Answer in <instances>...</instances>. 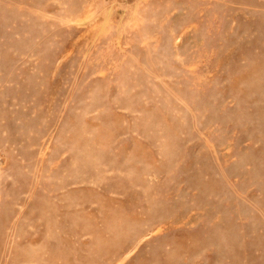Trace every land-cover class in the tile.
Wrapping results in <instances>:
<instances>
[{"label":"rangeland","instance_id":"1","mask_svg":"<svg viewBox=\"0 0 264 264\" xmlns=\"http://www.w3.org/2000/svg\"><path fill=\"white\" fill-rule=\"evenodd\" d=\"M0 264H264V0H0Z\"/></svg>","mask_w":264,"mask_h":264}]
</instances>
